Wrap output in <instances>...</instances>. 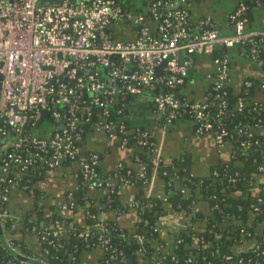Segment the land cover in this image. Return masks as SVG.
<instances>
[{"label":"built area","instance_id":"1","mask_svg":"<svg viewBox=\"0 0 264 264\" xmlns=\"http://www.w3.org/2000/svg\"><path fill=\"white\" fill-rule=\"evenodd\" d=\"M190 4V0H0V202L8 201L14 183L9 176L11 167L23 171L40 158L53 171L65 160L75 163L74 177L88 189L112 187V179L132 184L130 168L120 173L122 161L110 177L97 173L101 153L85 147L93 134L115 149L147 146L156 169L163 156L162 135L121 119L134 100H141V108L147 101L155 109L163 132L164 126L185 114L195 134L210 135L217 147L225 145V131L214 130L213 121L221 124L218 118L226 108L225 86L234 80L229 49L244 56L243 44L253 37L264 42V28L245 29L246 7L241 4L228 13L235 31L223 33L209 14L191 19ZM249 51V59L261 70L264 52L260 55L254 43ZM196 55L208 56L214 64L209 87L200 96L183 89ZM261 71L259 86L264 90ZM249 84L250 80L243 81L245 89ZM210 87L219 106L214 116L208 100ZM239 132L251 134L248 127H240ZM259 169L264 170V162ZM138 175L143 176V171ZM152 183L148 181L147 188ZM181 190L186 193V187L181 185ZM36 194L33 187L27 190L33 205L36 200L45 202L44 193L38 199L33 197ZM137 201L131 208L138 213ZM73 205L74 195L68 191L61 206ZM198 209L195 203L193 210ZM88 215L95 217V213ZM6 216L13 217L5 206L0 207V221ZM102 220L93 223L100 233L98 241L87 239L90 226L79 236L85 238L87 247L97 244L108 251ZM63 230L58 223L53 234ZM134 237L137 249L145 254L143 236L136 233ZM6 246L23 262L45 261L19 253L11 239ZM249 247L257 248V241L252 240ZM123 257L121 250L112 252L104 264H119ZM150 259L161 264L159 259ZM6 262L15 264L12 259Z\"/></svg>","mask_w":264,"mask_h":264},{"label":"trees","instance_id":"2","mask_svg":"<svg viewBox=\"0 0 264 264\" xmlns=\"http://www.w3.org/2000/svg\"><path fill=\"white\" fill-rule=\"evenodd\" d=\"M241 4L247 11L244 13L245 29L255 30L260 21L258 16L262 15L264 18V0H236L234 9ZM194 17L192 15L191 19ZM253 43L260 55L264 52V42L253 37L251 42L242 45L245 57L250 58L249 48ZM263 69L264 64L261 66V70ZM261 70L259 77L255 79L249 76L242 80L234 77L233 82L225 86L226 108L218 118L221 124L213 121V129L225 131L224 143L232 155L228 161L211 165L203 174H195L185 154L172 160L162 156L155 169L153 155L147 146L126 145L123 149L116 148V152L122 151L126 155L122 154L125 158H122L123 167L120 173L130 168L132 184L120 185L112 179V187L104 185L88 189L79 182L80 178H75L73 184L60 188L56 201L49 200L46 203L36 200L32 210L28 211L29 214L18 219L19 224L15 223L14 214L13 217L6 216L2 219L8 228L11 241L18 245V233L26 228L32 230L40 242V249L35 252L46 264H76L81 254L93 248L102 251L103 260L108 254L117 253L119 250L124 255H129L139 247L134 237L136 233L143 236L145 254L149 258L159 259L161 264H264V170L259 169L264 162V90L259 86ZM246 79L250 80V84L245 89L243 81ZM209 91L210 114L214 116L219 106L216 93L212 92L211 87ZM239 99L242 101L241 109L237 108ZM181 116L190 118L185 114ZM240 127H248L251 134L240 133ZM69 165L70 161L65 160L60 168L53 171L40 158L35 166L23 171L12 166L9 176L14 183L8 195H12L14 189L27 195V190L33 187L37 191L33 197L38 199L43 195L39 186L46 183V178ZM142 171L143 176L138 175ZM97 173H103L100 165ZM150 180L154 186L165 188V192L160 193L161 196L158 197L154 192L145 196ZM176 182L186 187L183 196L178 192L170 195L176 190ZM136 188L140 193L136 195L139 218L135 229L132 232L122 230L114 220L103 217L102 222L106 225L103 236L108 237L109 250L104 251L97 244L87 247L85 238L79 236V232L90 226L87 239L98 241L97 236L100 233L93 226L94 222L100 220L98 202L105 201L111 207L114 205V209L121 207L126 205L122 204L123 190L136 191ZM68 191H72L75 205L63 209L61 205ZM165 197L169 202L168 207L172 209L178 205L184 218V224L175 234L165 233L158 222L159 215L165 210ZM203 198L210 204L207 214L199 209L193 210L195 203ZM86 199H90V202L86 203ZM38 205L40 207L36 210ZM2 206L10 212L8 202H0V207ZM88 212L95 213V217L88 215ZM58 223H62L64 230L61 234L54 235L53 231ZM260 225H263L261 230L258 229ZM246 239L256 240L258 247L237 253L236 246ZM8 259L15 261V264H34L27 259H24L26 262L21 261L19 255L2 245L0 238V264H8ZM118 263L123 264L121 259Z\"/></svg>","mask_w":264,"mask_h":264},{"label":"crops","instance_id":"3","mask_svg":"<svg viewBox=\"0 0 264 264\" xmlns=\"http://www.w3.org/2000/svg\"><path fill=\"white\" fill-rule=\"evenodd\" d=\"M190 2L193 16L196 17L209 14L214 21L215 27L220 32H233V23L229 20L228 13L234 9L236 0H190ZM258 20H260L258 22L259 26L257 25V27L254 28L255 30L264 28L263 16H258ZM229 52L231 55L233 77L240 80L246 76L253 79L259 77L260 69L252 59L237 54L235 48L229 49ZM195 61V66L193 67L191 75L183 89L190 92V94L200 96L209 87L214 72V66L211 58L208 56H193V62ZM143 103L144 104H142L141 108L144 115L142 119L143 125L148 129H151L152 133L157 136L162 135V151L163 156H165L166 159L172 160L177 157L181 158L182 155L185 154L186 159L190 163L189 165L191 166L192 172L195 174H203L211 165L228 161L232 157L228 146L224 145L222 147H217L210 136L195 134L193 131V123L188 118L178 116L170 125L164 126V132L161 131V127L156 118L155 109L149 106L145 101H143ZM136 113L139 112L137 111ZM127 115L131 118L133 112H128ZM133 123L137 124L134 121ZM85 147L87 149L97 148L100 151L102 157L100 168L103 172L102 175L106 177H110L118 172L120 169L119 162H121L122 158H125L126 156L122 151L117 150L116 152L115 148L109 146L107 141H104L102 137L96 136L95 134L90 137ZM122 154L125 156H122ZM76 167L77 165L75 163H70L66 169H62V171H59L58 173L54 172L52 176H50L51 178L47 177L45 180L46 183H42V185L39 186L41 192L46 195V203L49 202V200L56 201L57 197H59L60 188H63V186L68 184L71 185L70 183L75 179L74 175ZM156 186L151 184V186L147 188V192H154L157 196H161L160 193H164L165 188ZM175 192H178L179 194L184 193L180 187V189L172 191L170 195H174ZM11 193L13 194L8 196L7 201L10 211L9 213L12 216L14 214L15 223L19 224L20 222H18V219L24 214H29L28 211L32 210L33 199L20 190L14 189ZM137 193H140L138 189L136 191L132 189L123 190L121 194L123 199L122 204L126 203V205L115 209L105 201L102 202L100 200V202H98L100 204L98 215L100 218H111V220L116 222L120 229L132 232L138 221L137 211L131 208V206H134V200L137 199ZM163 202L165 210L158 217L160 229H164L165 233L175 234L174 232L184 224V218L179 212L181 209H179L178 205L170 209L168 207L169 202L167 199H164ZM103 204H105L106 207H103ZM197 205L199 210L204 214L209 213L210 204L207 199H200L197 202ZM0 226L6 235L7 241V239H10L8 228L5 227L2 220L0 221ZM258 229H263L262 225L258 226ZM18 235L20 241L16 246L21 249L19 253L27 255V258L31 255L38 257L35 252L40 249V242L37 235L32 230H27V228L19 232ZM250 244L251 241L240 242L236 246V252L244 253L243 249H247ZM22 247L24 248L22 249ZM126 259H131L132 261L127 264H154L152 259L146 254L141 253L139 249L132 251L129 255H124L122 260L123 264H126ZM77 261L76 264H104L103 253L99 248L89 249L81 254ZM43 263L46 264V261H43Z\"/></svg>","mask_w":264,"mask_h":264},{"label":"water","instance_id":"4","mask_svg":"<svg viewBox=\"0 0 264 264\" xmlns=\"http://www.w3.org/2000/svg\"><path fill=\"white\" fill-rule=\"evenodd\" d=\"M245 13H247V11H245ZM233 31H235V26L233 25ZM197 56V55H196ZM212 61V60H211ZM195 63H196V61L195 62H193L192 63V65H191V67H190V75H191V71H192V69H193V67L195 66ZM213 63V62H212ZM213 66H214V64H213ZM159 68L158 67H156V70H158ZM147 102V101H146ZM139 112V113H136V112ZM129 112H133V115L131 116V118H129L128 117V115L126 116V115H123L122 117H121V119H124V120H126L128 123L130 122V121H134V122H136V123H138V124H141L142 126H144L143 125V112H142V110H141V100H134L132 103H130L129 104ZM129 126V125H128ZM129 143H130V141H129ZM175 187H176V189H180V187H181V184H180V182H176V184H175ZM182 196H183V194H182ZM103 207H106V205L105 204H103ZM112 208H114V205L112 206ZM133 210H135V208H132ZM262 227H263V225H262ZM0 238H1V240H2V243H3V245H5L6 246V235H5V233L2 231V228H1V226H0ZM250 246V245H249ZM248 248H251V247H247V249ZM247 249H243V251H246ZM16 250L19 252L21 249H20V247H16ZM30 261L32 262V263H34V264H44L43 262H41V261H39V260H36V259H30ZM128 262H132L131 261V259H126L125 260V263L127 264Z\"/></svg>","mask_w":264,"mask_h":264}]
</instances>
